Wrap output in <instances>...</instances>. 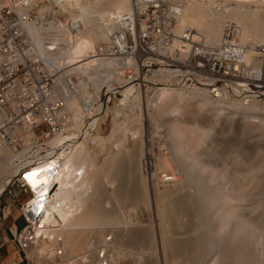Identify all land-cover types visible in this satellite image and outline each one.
<instances>
[{"label": "bare ground", "instance_id": "obj_1", "mask_svg": "<svg viewBox=\"0 0 264 264\" xmlns=\"http://www.w3.org/2000/svg\"><path fill=\"white\" fill-rule=\"evenodd\" d=\"M34 1L39 2L40 0H34ZM180 1H181L180 5L182 7V12H181V15L179 18V27H178V32H177L178 34H180V32L182 33V31L186 27V25H189V26H191V28H193L195 30L196 35L199 39L201 38L203 41H205V43H209V44L211 43L214 45H218L223 38L224 29H225L226 25L232 23L233 25L236 26V24H234V23H237L239 25L237 27H239L241 34H242L241 36H243L245 34L246 40H244V41L250 45V51H248L246 54V60L248 62H251L253 59V62H254L253 68L258 72V70L261 67V64L264 63L263 60H259V59L255 58V57H257V54H258L256 48L259 46H264V8L263 9L257 8V9L252 10L249 8H245L244 6L242 7V3L254 1L258 5L262 4V6H263L264 0H234L240 4H238L237 6L232 7V8H228L226 6L224 7V6H220V5H219L220 7H218L215 4L205 5L203 2H196L193 0H186L185 2H184V0H180ZM51 2L54 3V5L56 6V3H57L56 0H51ZM178 4H179V2H178ZM235 4H236V2H235ZM53 6L49 8V11L50 10H51V12L54 11L52 13L57 15V12L55 11V7H53ZM66 7H67V11L64 12V16L65 17L69 16V17H67V18H69V20L66 24H64V21H63V23H61L60 21H57V22H54V23L48 25V27H44L43 23H40L38 25L37 24H28V25L24 26V29L28 35V39L32 45V49H33L34 53L36 54L37 59L39 61L43 62L48 70L59 74L57 91H58L59 95L64 96L66 98L68 110L71 113V117H72L71 129L69 128L67 130V133H65L64 135L55 137L51 143V146L53 148L60 151V153H61L60 156L63 157V161H56V159H52V160H50V162H46V163L38 164V165L34 166L31 164L33 162H35L34 156L36 155V153L31 154V151L29 148H26L25 150L20 151V152H15L14 150H12L10 148H5V149L1 150L0 151V195L4 194V191L6 190L8 185L10 184L11 179L16 175V173H18L19 171L22 170V167H25L27 165H31V167L28 168V171H31L30 174L28 175V177L30 179V186L34 190V194L40 195L44 191H50L51 188L55 184L58 185V188L56 190L55 195L51 197L54 200L55 204L53 203L52 207L47 210L46 216L43 220V223L46 225L45 233L49 237L53 236L56 238H58V237L62 238V247L66 251L67 257L68 256H74L76 254H79V253H82L85 251H91V257L94 259L96 256V253L99 252V248H101V246H106V248L108 249L109 255H110V264H117L118 261L116 260V258L113 255L114 254L113 253L114 252L113 246L115 243L117 244V243L123 242L125 240L124 243L126 244V241L129 240L130 242H132L134 244V243H137V241H138L137 239H140L139 241L141 243L144 242L143 245L145 244V246H146V242L148 240L147 234H149V236L151 235L149 233L151 231L145 232V230H143L144 231L143 232V231L139 230V232H138L136 230L135 231L133 230L134 231L133 232V231L127 229L128 231H130L128 233V231L126 229L124 232L121 231L120 226H119V228L116 226V228H118V230L115 228V225H122V226L124 225V227L128 226V223L126 222L127 218H124L125 222L127 223L126 226L123 222L124 220H123V216H122L123 213L122 212L125 211L128 213V211H132L134 208H137L139 206L142 207L143 205L146 206V205H149V203H150L149 198H148L149 196L146 197L147 190H145L146 192H145V194H143L145 196V198H147L146 199L147 201H143V200H145V198H142V200H141V197L139 195L141 193L137 192L136 190L131 191L130 189L129 190L127 188L125 189L124 184L122 185V183L120 182V180L123 177H124L123 179H125V176L121 177L122 174L124 173L123 171L126 172V174L124 173V175H126L127 177H131L134 179V176H136V177L139 176L140 179L143 178V176H142L143 173L141 172L144 170L143 166H145V164L141 161L142 160L141 157L143 155H141L139 152H137L138 147L136 146V149H135L134 148L135 146L133 145V143H132V145L134 147L132 149H130L126 146L128 143L126 144V143H122L120 141V145H119V143H118L119 141H118L117 147H120L119 150L117 149L116 146H113V148L116 147V148H114L115 150L111 147L114 143H112V145L110 147L114 151L118 150L117 152H119L120 154L123 153V155H124L123 158L125 159V161H123L124 159L123 160L121 159V161H123V162H120L119 158H121L120 157L121 155L119 153H116L113 151L114 154H112L111 157H109V153H108L107 161L100 164L97 161V156L99 153V147H101L103 145L104 140L107 138H104L102 136L101 137L97 136L99 146L97 149L95 147L94 150L91 149V147H89L87 144H88V141L91 139L89 137V129L95 128L96 126H98L99 121L103 120L104 115H107L106 110H108L110 108L109 106H106L104 103V101H105L104 100V98H105V95H104L105 85H107V83L109 84L110 82H114V83L122 85L124 82V84H123L124 85L123 88H124V87L128 86V85L125 86V84L129 83L123 78L124 68L122 67V62L117 61V60H109V59L104 60V59H99V58L95 57L96 56L95 54L97 51L96 44L98 42H100L101 40L106 41L107 36H108V24H110L112 17L116 14H121L123 12L130 11L132 9V3H131V0H71L68 2V6H66ZM45 8H48V7H46V5H44L43 8H41L39 11V14L41 17L45 13H49V12H43L45 10ZM46 11H47V9H46ZM240 31H239V33H240ZM84 34H86V35L84 36ZM240 41L242 42L241 39H240ZM82 57H86V58L81 59ZM67 64H71L73 67H70V65H67ZM151 73L152 74H150L149 76L152 75L151 77L153 79H155V81L156 80L161 81L160 84L162 82H164L166 79H170V80L172 79L173 80V78H175L177 76L176 71L168 70V69H160L159 71H153ZM71 75H80L79 78H76L77 83H74L73 87L70 86L71 83H69V79H68V77ZM149 78L150 77H148V75H147L146 77H144L143 79L140 80L141 83L139 82L138 86L132 84L133 86L130 85L131 87L129 86L125 90L123 88L121 89V92L125 97L124 101H122V103L127 102L125 104V108L127 110H128L127 104L131 103V101L129 99L132 97H136V96H138V94H140L139 91H141V90H139V89H140V87L144 86V85L141 86V84L147 83ZM150 82H152V81H150ZM129 84H131V83H129ZM157 84H159V82ZM167 84L168 83L164 82V83H162L163 86H161L160 88H157L155 96L153 98L154 101L157 98L156 96H159L165 92H168L169 94H171V96H174V98L178 99L179 101H183L184 99L190 100L195 95V94H192L191 92L187 94V92L185 93V91H183L181 93L182 90L180 88L170 87ZM119 86L120 85H118V87ZM141 89H143V88H141ZM135 93H137L136 96H134ZM195 98H197V97H195ZM204 98H205L204 100H206V98H207L208 102L212 103V104L219 105L221 103V102L216 103V102L210 100L207 96H204ZM199 99H201V98H199ZM135 100H136L135 102L137 103L139 98H138V100H137V98ZM178 100H176V102H178ZM96 101H101V106L95 110L96 113H95V115H93L94 113L92 114V111H93L92 108L94 107ZM223 103H227L229 106L233 107V109L235 108V110H238L239 108H244L246 106L245 105L246 103L242 100H228V101H223ZM248 104H249L248 108H256L260 105L258 100H252V101L248 102ZM200 106H201V103H200ZM120 107H122V106H120ZM192 109H194V108H192ZM117 110H119L118 107H117ZM167 110H169V109H167ZM188 111H191V109ZM129 112L131 113L132 110H129ZM162 113H164V111ZM91 115H93L95 117L91 121V123H89V125H86V123H84L85 119H86V117L91 116ZM155 116H157V115L155 114ZM154 118L158 120V118H156V117H154ZM174 122H176V121H174ZM200 127L201 126L199 125V127L197 126L194 128H196L198 131H200L201 130ZM204 128H206V127H204ZM212 128H215V127L213 126ZM86 130H88V131H86ZM140 133L141 132H139V135H140ZM200 133L202 134L201 137L199 136L197 138L198 139L200 138V140H201L200 144H203L206 142V139L209 138L212 135V133H214V132L212 129H209L206 131L202 130L199 133L197 132L196 134L198 135ZM130 134H132V133H130ZM196 134H195V136H196ZM134 135H136V134H134ZM116 137H118V136H116ZM125 137H123V138H125ZM176 137H177L176 139H178V136H176ZM186 137H187V135H186ZM211 137H213V136H211ZM120 138H122V137H120ZM120 138H118V139H120ZM126 138H128V136ZM126 138H125V140H127ZM130 138H131L130 141H132L133 137H130ZM193 138H191V139L193 140ZM136 140H138L137 143L139 141L141 142V140H139L138 138ZM204 140H205V142H203ZM108 142H109V140H108ZM137 143L135 142L136 145H137ZM66 144H68L69 147L66 148L65 150L61 151L63 149L64 145H66ZM197 145L198 144H196V146ZM183 147H184V145H183ZM133 149L136 151H133ZM66 150H68V151H66ZM140 152L143 153L142 150ZM190 154H192V152L189 153V155ZM193 154L190 155V157L193 156ZM182 163H183V161H182ZM178 164L179 165L181 164L180 159L178 160ZM164 166H166V165H164ZM167 166H168V164H167ZM105 167L106 168L108 167V168L105 170ZM182 168H183V164H182ZM185 168H186L185 170H186V181H187L186 184H188V186L190 187V191L188 190L189 189L188 188L187 189L188 191L184 193V191L183 190L181 191V189H180L179 193L180 192L183 193L184 194V195H182L183 198L186 197L185 199H189L190 200L189 202L194 203V205L193 204L192 205L196 207V209L198 210V214H200L199 219L196 218L198 216L197 214H196L197 216L194 217L197 220H199V222L197 221L198 226H197V224L194 226L197 229L195 231H198V232H196L197 235L195 236L193 233H191L195 237L194 238H192L193 236L189 237L191 241H188V243H187V246H188L189 242H192V240L194 239L193 240L194 244H192V245L195 247L193 248L194 250L191 251V252H193V253H191L192 254L191 257L198 258V257H194L195 253L196 254L198 253L197 256H199V258H198L199 260L197 259L196 261H199V263L197 262L198 264H203L206 261L205 260L206 257L210 258L209 255L212 254L215 251V249L217 250V248H218L217 246L218 245L220 246V243H221V246H223V248L220 247L222 249L221 250L222 256L220 255L221 257L216 258V259L214 257L212 259V257H211L212 264H261V259L259 258L260 255L258 256L257 252L260 251L261 249L264 250L263 238L261 241V237H260V241H259L258 240L259 238L255 237V235H254V237L251 236L252 233L250 234V232L254 233V231L250 228H248V229H250L252 231L245 230V229H247V226H245L246 228L244 227L245 229L242 228L243 225L240 228V226L238 224L239 218H238L237 211L235 209H228L229 207L227 205H224L223 204L224 202L222 203L221 201H218L217 198H213L215 196L210 197V195H212V194L207 193L208 192L207 189L202 185L203 182L202 183L200 182L201 185H199L200 184L199 179L194 174H192L190 168L187 165L185 166ZM253 169L255 170L257 168H253ZM77 170L84 174L82 176V179H80L79 181H77L75 176H74V172ZM181 172H182V170H181ZM176 174H177V172H176ZM179 174H181V173H179ZM251 175L253 176L254 173ZM112 176L114 177V179L116 178L115 181L110 179V178H112ZM104 178L106 180L110 179V180H107L109 182L110 189H111L109 197L106 196V194L108 195L109 192L106 193V191H105L106 190L105 189V184H106L105 181L106 180ZM117 180L119 183H117ZM238 180H237V182H238ZM170 181H172V180H170ZM108 182H107V184H108ZM115 182L117 184H115ZM142 182H143V180H142ZM142 182L140 184L141 186L144 185V183H142ZM174 182L176 184V182L178 183L179 181L175 180ZM114 184H115V187H114ZM180 185H182V184H180ZM182 189H183V187H182ZM246 190H248V189H246ZM167 191H165V192H167ZM172 191H173V189H172ZM177 191L172 192V194H171L172 197L174 196L173 193L175 194ZM22 192H23L24 197L27 196V200H29L31 197L30 194H26L24 191H22ZM208 194H210V195L208 196ZM241 194H242V192H241ZM143 195L141 194V196H143ZM105 196L108 197L107 200H110V202L106 201ZM161 196H163V199H164V197L166 198L168 195L165 196V194H163V195L161 194ZM170 197L171 196L169 195L168 200L170 199ZM175 198L177 199L178 197L175 196L174 199ZM18 199H22V198H18ZM158 199H161V197ZM162 201L163 200H161V202ZM167 201H163V202L166 203ZM169 201L170 202L168 204H166L167 210H168V208L169 209L173 208L170 205V204H173L172 198ZM177 201H178V199H177ZM186 201L187 200L182 201V199H181L180 204L183 202L185 203ZM121 202L124 203L123 207L120 204ZM60 203L63 204V206L61 208L56 206V204L60 205ZM109 203L112 205L109 206ZM161 204H163V203H161ZM164 204H163V206H165V208H166V205H164ZM176 204H178V203H176ZM172 206H174V205H172ZM178 206H180V205H178ZM188 206H191V204L189 203ZM193 206H191V207L194 208V210H195V207H193ZM176 207H175V210H177ZM186 207H187V204H186ZM185 208H183V209H185ZM213 208L216 209L217 214L214 217L210 218V217H208V215H209V212ZM122 209H124V211ZM190 210H188L187 212H191L189 215L192 217L194 212L192 211L193 209L191 211ZM197 210H195V211H197ZM256 210H257V208H256ZM174 211H172V212H174ZM199 211H200V213H199ZM183 212H184V210H183ZM167 213L168 214H166V215H169V212H167ZM195 213H197V212H195ZM258 213L259 214H258L257 218L255 217V219H257L258 223L262 224V223H264V204L259 205ZM160 214H161V212H160ZM239 214H240V212H239ZM162 215L163 214H161V216ZM186 216L187 215H185V217ZM130 219H131V217H130ZM167 219H169V218H167ZM194 223H195V221H194ZM51 225L56 226V227L50 228ZM245 225H246V223H245ZM105 228H108V230H110L111 234L114 235V236H112V242L108 245H107V241H106L107 235L102 236L103 230ZM144 229H146V228H144ZM171 230H172V228H171ZM257 230H259V229H257ZM257 230L255 229V231H257ZM168 232H169V230H168ZM224 232H226V234H224ZM261 232H260V234L259 233L258 234L261 235ZM144 233L145 234L147 233V234L145 235ZM200 234H201V237H199ZM254 234H256V232ZM259 235H256V236H259ZM222 236H224L225 239H222L221 238ZM239 236H240V238H239ZM251 237H252V239L253 238L254 239L251 240ZM176 240H175V242H177ZM165 241H166V239H165ZM168 241H166V243ZM172 242H174V241L172 240ZM175 242L173 245L176 246V244L178 242L177 243H175ZM163 245L167 246V244H163ZM173 245H171V246L173 247ZM201 245H202V247H201ZM252 245L254 246V248H251L252 250L254 249L253 251L249 247ZM121 246H123V245H121ZM171 246H169V247H171ZM137 247H139V246H137ZM203 247H204V252L202 251L203 252L202 254L205 253L204 255H202L201 252L199 251ZM145 248H147V247H145ZM151 248H152V246H151ZM174 248H176V247H174ZM174 248H172L173 249L172 251H174ZM187 248H189V247H187ZM190 248L192 249V246ZM130 249H132V248H130ZM218 250H220V249L218 248ZM151 251L154 252L153 250H151ZM178 251H179V249H178ZM229 252L233 253V255H231ZM149 253H151V252H149ZM176 256L177 255H175V258H176ZM185 261L186 260H184V262ZM196 261L194 260V262H196ZM139 264H140V262H139ZM183 264H185V263H183Z\"/></svg>", "mask_w": 264, "mask_h": 264}, {"label": "built area", "instance_id": "obj_2", "mask_svg": "<svg viewBox=\"0 0 264 264\" xmlns=\"http://www.w3.org/2000/svg\"><path fill=\"white\" fill-rule=\"evenodd\" d=\"M131 3L130 11L112 17L107 39L99 44L95 54L99 59L122 62L127 82L138 86L143 74L160 65L177 72L173 81L181 90L207 96L216 103L264 101V63L257 72L253 59L246 60L249 45L240 41L237 26L227 24L221 42L211 46L199 39L191 27L177 33L180 4L172 0H131ZM44 5L50 4L0 0V151L10 148L20 152L29 148L31 154L36 153L31 164L34 166L52 159L63 161L60 151L51 143L72 127L67 100L57 91L59 74L37 59L24 29L28 24L43 23L48 27L59 21L54 13L40 16ZM256 50L255 58L264 61V46ZM76 78L70 77L71 87L77 83ZM119 95L121 88L115 84L104 99L110 103L112 96L116 100ZM68 147L64 145L61 151ZM152 159L144 162L147 169ZM31 165L22 167L10 182L31 196L18 207L24 226L10 229L12 243L21 256L18 264H110L106 246L99 248L94 259L91 251L67 257L62 238L45 233L43 220L54 203L51 197L58 185L40 195L34 194L28 177ZM83 175L78 170L74 172L77 181ZM159 176L163 183L171 180L169 173ZM56 206L61 208L63 204ZM106 241L110 244L112 236H107Z\"/></svg>", "mask_w": 264, "mask_h": 264}, {"label": "rangeland", "instance_id": "obj_3", "mask_svg": "<svg viewBox=\"0 0 264 264\" xmlns=\"http://www.w3.org/2000/svg\"><path fill=\"white\" fill-rule=\"evenodd\" d=\"M47 1L49 2L50 5H46V7H48V8H45V10L43 12H49L50 13L51 10L49 11V8L52 7L54 5V3H52L51 0H40V2H42V3H46ZM56 1H57L56 6L54 5L53 7H55V11L57 12V17L59 16V21L61 23H63V21H64V24H66L69 20V18H67V17H69V16L65 17L64 12L67 11L66 6H68V2L71 0H56ZM172 1H175L176 3L179 2V4L181 2L180 0H172ZM185 1L186 0H184V2ZM193 1L203 2L205 5L215 4L218 7H220V6L225 7L226 6L228 8H232V7H235L238 4H240L234 0H231V1L230 0H227V1L226 0H193ZM235 2H236V4H235ZM244 3H242V7L244 6L245 8H249L252 10L257 9V8H259V9L264 8V5L263 6H262V4L258 5L254 1L244 2ZM46 9H47V11H46ZM52 12H54V11H52ZM51 15H53V14H51ZM230 24H232V23H230ZM234 24H236V26H239L237 23H234ZM186 27H191V26L186 25ZM109 28H110V24H108V30H109ZM237 28H238V32H239L240 29H239V27H237ZM85 35L86 34H84V36ZM241 35L242 34L240 31V33L238 35L239 39L242 40V43L247 44L244 41V40H246V35L245 34L243 36H241ZM102 42H104V41L101 40L100 42H98L96 44V48ZM206 44L211 45V46H216V45L211 44V43L210 44L206 43ZM247 45H249V44H247ZM248 48H249L248 51H250V45ZM84 58H86V57H82L81 59H84ZM67 65H70V67H73L71 64H67ZM160 69L170 70L167 67H162L160 65H157V66H154V68H153V70H151V72L159 71ZM150 74H152V73L142 75V77H145L146 75H148V77H150V78L147 81V83L141 84V86H143V85L144 86L140 87V89H139V90H141V91H139L140 94H138L139 97L136 96L137 95V93H136L134 95L136 97H132L129 99L132 104L131 103L127 104L128 110L125 108V104L127 102L126 103L124 102L122 104V107H120L121 105L119 102L122 103V101H124V98H125L123 94L119 95L116 100L112 96V98L110 99V103H107V100L104 101L105 105L107 103L108 106L110 107V108L108 107L109 109L106 110L107 115H104L103 120L99 121L98 126H96L95 128L89 129V137L91 139L88 141L87 145L89 147H91V149L94 150L95 147L97 149L99 146L97 136H100V137L102 136L104 138H107L104 140L103 145L101 147H99V153L97 156V161L100 164L107 161L108 153H109V157H111V155L114 154V152L119 153L117 151L120 149V147H117V144L119 143V145H120V141L122 143H126V144L128 143L126 146L130 149H132L134 146H135L134 148L136 149V146H137L138 147L137 149L139 150V151L137 150V152H139L141 155H143L141 157V159H142L141 161L143 163L148 158H151V159L153 158L152 162H151L152 165L150 167H148V169L146 168V166H143L144 170L141 171L143 173L142 179H140L139 176L138 177L134 176V179L131 177H127L126 175H124V173L126 174V172L123 171L124 172L123 173L121 171L123 173L121 177L125 176V179H123L124 178L123 177L120 180V182L122 183V185L124 184L125 189L127 188L128 190L130 189L131 191L136 190L137 192L141 193L142 195L145 194V192H146L145 190H147L146 197L149 196L148 198H149V202H150L149 205L150 206L149 205H146L147 207L145 205H143L142 207L139 206L137 208H134L132 211H128V213L125 212L124 209H122L124 211V212H122L123 213L122 214L123 220H124V218H127L126 222L128 223V226L124 227V225L123 226L122 225H115V228H116V226L118 228L120 226V229L123 232L125 231V229L126 230L129 229L131 231L136 230L138 232H139V230H141V231L145 230V232L151 231V232H149L151 234L150 235L151 237L149 236V234L146 233L147 239H148L146 242V246H145V244L143 245L144 242L142 240L141 241L143 243H141L139 241L140 239H137L138 240L137 243H134V244L132 242H130L129 240L126 241V244L124 243L125 240L123 242H119L117 244L115 243L114 244L115 247L113 246V248H114L113 249L114 250L113 255L116 258V260L118 261L117 264H139V262H140V264H151V263L152 264H183V263H185V264H195V263L198 264L199 263V261H196L199 258V256H197L198 253L197 254L195 253V256H194V257H198V258L191 257V255H192L191 253H193L191 251H193L194 250L193 248L195 247L192 245V244H194L193 243L194 239L192 240V242H189L188 246H187V243H188V241H191L189 237L193 236L192 238H194L197 235L196 232H198V231H195L197 229L194 226L199 222V220H197L196 218L199 219L200 214H198V210L196 209V207L193 206L194 203L189 202L190 201L189 199H185L186 198L185 196H184L185 198H183V196H182V195H184L183 193H181V192L179 193L180 189H181V191L183 190L184 193L187 192L188 190L190 191V187L188 186V184H186V182H187L186 181V170H185L186 165L190 168L192 174H194L199 179V183L203 182L202 185L207 189V191H208L207 193L212 194V195L208 194V196L209 195H210V197L215 196L213 198H217L218 201H221L222 203L224 202L223 204L227 205L229 207L228 209H235L237 211L238 218H239L238 224H239L240 228L242 227V225H243V227H242L243 229H245L246 228L245 226H247V229H245V230L252 229L254 231V233L256 232V234H254L253 232H250V234L251 233L253 234V235L251 234V236L254 237V235H255V237L259 238L258 239L259 241H260V237H261V241H262V238L264 240V235H263L264 234V232H263L264 231V223H262V224L258 223L257 219H255V217L257 218V216L259 214L258 213L259 205L264 204V167H263L264 166V101H259L260 105L256 108H248L249 104L246 103L245 104L246 106L244 108H239L238 110H235V108L233 109V107H231L227 103H223V102H221L219 105L209 103L207 98H206V100H207L206 101V100H204L205 99L204 96L202 97L200 95H196V96L194 95L195 97H197V98H195L193 96L194 99L193 98L190 100L184 99L183 101H179L178 99L174 98V96H171V94H169L168 92H165L159 96H156L157 98L154 101L153 98L155 96L156 90H157V88H160L161 86H163L162 83H164V82L168 83L167 85L170 87H175V88H179V87L176 86V84L174 83V81L172 79L171 80L166 79L164 82H162L160 84L161 81H157V80L155 81V79H153L151 77L152 75L149 76ZM70 77L79 78L80 75H71L68 77V79H70ZM150 81H152V82H150ZM158 82H159V84H157ZM109 84L107 83V85H105V88H104L105 98L108 96L109 92L114 90L115 84H116V86L120 85L119 88H121V89L124 86L123 85L124 82L122 85L114 83V82H110ZM126 85H128V86H126ZM130 85L133 86L132 84H129V83L125 84L126 87H124L123 89L124 90L127 89ZM141 88H143V89H141ZM183 91H185V93L187 92L186 90H182L181 93ZM188 93L189 92H187V94ZM136 98H137V100L139 98L137 103L135 102ZM199 98H201V99H199ZM176 100H178V102H176ZM200 103H201V106H200ZM100 105H101V102L96 101L95 106L92 108V110H93L92 114L94 113L93 115H95V113H96L95 110ZM117 107L119 110H117ZM192 108H194V109H192ZM167 109H169V110H167ZM190 109H191V111H188ZM129 110H132L133 113L132 112L130 113ZM163 111H164V113H162ZM155 114L157 116H155ZM93 115L86 117L85 122H84V123H86V125H89V123H91V121L94 119L95 116H93ZM154 117L158 118V120L155 119ZM174 121H176V122H174ZM196 125L198 127H199V125L201 126L200 131H202V130L206 131V130L212 129L214 133H212L211 136H213V137L210 136L209 138H207L208 140L206 139V142H205V140L203 141L205 143L200 144L201 140H200V138L198 139L197 137H199V136L201 137L202 134L201 133L198 135L196 134L197 132L198 133L200 132L196 128H194V127H197ZM213 126L215 128H212ZM204 127H206L207 129ZM191 130L192 131L194 130V131L192 132ZM86 131H88V130H86ZM139 132H141L140 135H139ZM130 133H132V134H130ZM134 134H136V135H134ZM195 134H196V136H195ZM124 135L126 137L128 136V138H126ZM186 135H187V137H186ZM116 136H118V137H116ZM119 136L122 138L125 137L127 140H125V138H123L124 139L123 140ZM176 136H178L179 140L176 139L177 138ZM130 137H133L134 139L132 138V141H130L131 140ZM118 138H120V139H118ZM137 138L139 140H141V142L139 141L137 143V141H138V140H136ZM191 138H193V140ZM108 140H109V142H108ZM197 140L198 141L200 140V141L198 142ZM135 142L137 143V145L135 144ZM112 143H114V144L112 145ZM132 143L134 146L132 145ZM196 144H198V145L196 146ZM183 145H184V147H183ZM110 146L112 148H113V146H116L118 150L114 151L115 150L114 148H116V147H114L113 148L114 150H113ZM141 150L143 153L140 152ZM66 151H68V150H66ZM133 151H136V150L133 149ZM191 152H192V154L193 153L194 154H193V156L190 157V155H192V154L189 155V153H191ZM120 155H121L120 156L121 158H119L120 159L119 161L120 162L125 161V159L123 158L124 157L123 153ZM121 159L122 160L124 159V160L121 161ZM179 159H180V163H181L180 165L178 164ZM181 160L183 161V163ZM167 164H168V166H167ZM182 164H183V168H182ZM164 165H166V166H164ZM107 168L105 167V170ZM253 168H257L258 170L257 169L254 170ZM181 170H182V172H181ZM176 172H177V174H176ZM252 172L254 173L253 176L251 175V174H253ZM163 173H169V175H171L172 181H170L169 183H163L159 178L160 177L159 174H163ZM179 173H181V174H179ZM247 178L248 179L250 178L251 180L250 179L248 180ZM110 179L113 181L116 180V178L114 179L113 176ZM110 179H107V180H110ZM107 180L105 181V183H106L105 184V189H106L105 191H106V193L109 192L108 195L106 194V196L109 197L111 189H110L109 182ZM142 180H143V182H142ZM175 180L176 181L178 180L179 182L178 183L176 182V184H175V182H174ZM237 180H238V182H237ZM107 182H108V184H107ZM141 182L144 183V185L142 184L143 186L140 185ZM117 183H119L118 180H117ZM117 183L115 182V184H117ZM201 183L199 185H201ZM115 184H114V187H115ZM180 184H182V185H180ZM182 187H183V189H182ZM172 189H173V191H172ZM246 189H248V190H246ZM165 191H167V192H165ZM175 191H177L176 193L177 194L179 193L180 195L173 193L174 196L172 197L171 194H172V192H175ZM241 192H242V194H241ZM160 193L162 195L165 194V196H167V195L171 196L169 200H171V198H172L173 204H170V205L173 208H171V209L168 208V210H167L166 204H168L170 202L168 200V196L166 198L164 197V199H165L164 200L163 196H161ZM141 194H139V195H140L141 200H142V198H145V196L144 195L141 196ZM3 195H6L7 199L9 200L10 207L15 208L16 207L15 202H16V200H18V198L22 197L23 192H22L21 188H19L16 184L12 183L7 187V190L4 191V194H2L0 196V199L3 197ZM175 196L178 197L177 198L178 201L176 198L174 199ZM108 197H106V201L110 202V200H107ZM160 197H161V199H158ZM25 198L27 199V196H25ZM146 199L147 198H145V200H143V201H147ZM181 199H182V201L187 200L188 202L186 201L185 203L183 202L180 204ZM161 200L167 201V202L166 203L163 201L161 202ZM161 203H163V204L165 203L164 205H166V208ZM176 203H178V204H176ZM189 203L191 204V206L195 207V210H197V211H195L194 208H192L191 206H188ZM120 204L123 207L124 203L121 202ZM186 204H187L188 208L186 207ZM110 205H112V204L109 203V206ZM172 205H174L175 207L177 206L176 207L177 210H175V207ZM178 205H180V206H178ZM183 208H185V209H183ZM256 208H257V210H256ZM190 209L191 210L193 209L192 211L194 213L197 212L195 214L193 213V215L191 214L192 217L189 215L191 212H187ZM183 210H184V212H183ZM172 211H174V212H172ZM160 212H161V214H163L162 216H161ZM167 212H169V215H166V214H168ZM239 212H240V214H239ZM199 213H200V211H199ZM216 214H217V211L215 208H213L209 212L208 217H210V218L214 217ZM185 215H187V216L185 217ZM130 217H131V219H130ZM194 217H196V218H194ZM167 218H169V219H167ZM194 221H195V223H194ZM123 222L126 226L127 223L125 222V220ZM245 223H246V225H245ZM197 226H198V224H197ZM170 227L172 228V230ZM118 228H116V229L118 230ZM144 228H146V229L148 228V229L146 230ZM248 228H250V229H248ZM255 229L256 230L259 229V230H257L258 232L255 231ZM168 230H169V232H168ZM252 230H250V231H252ZM129 232L130 231H128V233ZM260 232H261V235L263 237L261 235H259ZM191 233H193L195 236ZM224 234H226V232H224ZM106 235L109 237L114 236L111 234V232H110V230H108V228H105L103 230V233H102V236H106ZM256 235H259V236H256ZM199 237H201V234L199 235ZM221 238L225 239L224 236H222ZM239 238H240V236H239ZM165 239H166V241H168V240L169 241L166 243ZM174 239L175 240L177 239L176 241L178 243L175 242ZM253 239L251 237V240H253ZM172 240L175 243H177L176 246L173 245L174 242H172ZM169 243L170 244L172 243L171 245H173V247ZM120 244L123 246H121ZM163 244H167V246L163 245ZM137 246H139V247H137ZM151 246H152V248H151ZM169 246H171L172 248H174V247H176V248H174V251H172L173 249ZM186 246L189 248H187ZM191 246H192V249L190 248ZM145 247H147V248H145ZM201 247H202V245H201ZM217 247L220 250H218V248H217V250L215 249V251L209 255L210 258L206 257V259H205L206 261L203 264H212L213 257L216 259V258H220L222 256V254H221L222 249L221 248H223V246H221V243H220V246L218 245ZM249 247H250V249L254 248L253 245L249 246ZM130 248H132V249H130ZM178 249H179V251H178ZM202 249L199 250L201 252V254L204 252V247ZM151 250H153L154 252H152ZM149 252H151V253H149ZM263 252H264L263 249H261L260 251L257 252V255L258 256L260 255L259 258L261 259V264H264V261H263L264 260V258H263L264 253ZM204 254H202V255H204ZM230 254L233 255V253H230ZM140 255L141 256L143 255V256L141 257ZM175 255H177L176 258H175ZM211 257H212V259H211ZM184 260H186V261L184 262ZM194 260L196 262H194Z\"/></svg>", "mask_w": 264, "mask_h": 264}, {"label": "crops", "instance_id": "obj_4", "mask_svg": "<svg viewBox=\"0 0 264 264\" xmlns=\"http://www.w3.org/2000/svg\"><path fill=\"white\" fill-rule=\"evenodd\" d=\"M21 198L15 203V208L10 207L6 195L0 199V264H18L21 260L20 252L12 243L10 234V229L14 231L24 226L18 207L27 199L23 195Z\"/></svg>", "mask_w": 264, "mask_h": 264}]
</instances>
